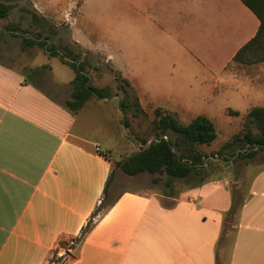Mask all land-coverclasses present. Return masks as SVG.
Wrapping results in <instances>:
<instances>
[{
  "label": "crops",
  "instance_id": "obj_1",
  "mask_svg": "<svg viewBox=\"0 0 264 264\" xmlns=\"http://www.w3.org/2000/svg\"><path fill=\"white\" fill-rule=\"evenodd\" d=\"M79 1L66 6L72 21H81L74 36L108 55L141 105L152 103L143 85L169 79L177 85L200 79L209 102L264 100V62L249 67L244 90L232 78L222 82L260 27L242 0ZM51 67L56 92L43 88L35 67L27 75L0 61V264H49L67 250V264H264V167L242 198L226 176L178 191L175 182L165 193L123 190L85 239L66 248L105 197L114 150L126 140L114 139L125 133L117 89L72 113L65 102L75 72L69 67L58 77Z\"/></svg>",
  "mask_w": 264,
  "mask_h": 264
},
{
  "label": "rangeland",
  "instance_id": "obj_2",
  "mask_svg": "<svg viewBox=\"0 0 264 264\" xmlns=\"http://www.w3.org/2000/svg\"><path fill=\"white\" fill-rule=\"evenodd\" d=\"M1 1L11 6L9 15L0 19V61L3 64L13 67L20 72H24L27 75L32 70V67L41 68L47 65V69L45 70L46 74L44 73V75H42V85L44 89L56 92L53 85L54 76L51 64L53 65L54 74L58 77H66L69 72H72L69 66H64L66 64L61 61L60 57L50 55V52L46 51L44 48L34 46L26 50L23 49L22 38L9 34V30L15 28L18 29L17 33L19 35L24 34L25 31L29 34L42 32L44 35H50L52 37L51 42L57 46L65 45L76 52L87 51L88 57L95 66L92 68V75L94 78L92 82L94 84L107 85L113 93H115V89H117V94L121 97L124 95L123 88L138 95L132 85L127 86L123 84L122 81L116 80L115 74L112 71V63L107 57L108 55L102 54L99 51L94 52L85 49L81 43L78 42L79 36H74V27L76 24L80 27L81 21H72L71 13H76L78 11L77 7L79 6L78 4H80L79 0H52L56 4H51V0ZM78 1L79 3H77ZM76 3L77 5L73 7V12L70 9L67 11L66 6L68 4ZM90 39L96 40V38ZM86 41V38H83V43H86ZM262 57L263 52H260L258 57L250 53L247 54L246 60H251V63L234 62L223 75L222 82H225L228 78H232L233 83L240 86L241 90H244L247 87L244 76L247 74L251 65L264 62L259 61ZM124 71L128 78L131 73L130 70L127 68ZM169 71L174 70L171 69ZM167 81L169 82L170 79ZM199 81L200 79H196L190 84L180 85L168 84V82L165 85L154 83L143 85L153 104L146 102L145 105H142L144 110L143 113L140 112L137 115L130 113V127L124 130L125 133H122V130H118L114 136L116 142H123V140H126V142L122 143L118 150H114L115 162L110 180V193L109 199L106 201L107 203L111 202L112 199L116 198L126 189H152L160 193L169 191V188L166 186V174L153 175L145 173L138 176H129L118 166L119 161L139 151L140 144L134 137L149 139L154 135L152 128L154 126L153 120L156 117L155 109L157 107H162L164 110L175 114L184 123H189L198 115H207L214 121L218 131V137L211 145L202 146V149L210 155L208 160L213 161L208 175L206 177L196 176L190 181L175 179L176 190L197 185L202 178L208 181L226 176V178L228 177L230 179V184L234 188L236 195L240 198L245 195V191H247L253 175L264 167V151H261L255 158L246 160L238 159L237 156L233 158V154L239 147V144L234 148L225 150L223 155H217L216 153L219 152L226 142L232 140L236 134L244 130L247 113L251 107L257 103H260L258 105H264V100L256 102L251 99L234 97V99H230L229 101H227V99H220L218 102H209L203 99L202 86L198 85ZM199 98H202V100H198ZM235 111H238L239 114L236 115L234 113ZM122 120L123 115L120 118V122L121 126L124 127ZM212 154H216L215 157ZM156 178L157 181H155ZM75 246V240H71L65 247L73 248ZM58 258H62V260L58 261ZM70 259L71 257L66 253L59 256L57 252H55L49 264H67Z\"/></svg>",
  "mask_w": 264,
  "mask_h": 264
},
{
  "label": "trees",
  "instance_id": "obj_3",
  "mask_svg": "<svg viewBox=\"0 0 264 264\" xmlns=\"http://www.w3.org/2000/svg\"><path fill=\"white\" fill-rule=\"evenodd\" d=\"M242 1L257 15L260 20V27L255 37L236 53L234 61L251 63V60H246L247 54L252 53L258 57L260 52H263V57L259 61H264V0ZM10 10V4L0 0V19L7 17ZM17 30L16 28L10 29L9 34L22 38L23 49L26 50L34 46L44 48L50 52V55L60 57L61 61L75 72V78L72 81L73 90L71 98L65 102V106L70 112H79L93 96L106 98L112 97L115 94L108 86L99 87L92 82V68L95 66L88 57L87 51L76 52L65 45L57 46L51 42L52 37L50 35H44L42 32L29 34L25 31L24 34L19 35ZM46 69L47 65L35 68L33 69V74L44 75ZM112 71L115 74L116 80H120L123 84L131 86L130 81L124 78L120 72L114 69ZM119 87L122 88L121 86ZM123 90L124 95L120 98L119 108L124 113L122 123L129 128V114L137 115L140 112L143 113L144 110L138 95L131 93L126 88H123ZM234 113L236 115L239 114L238 111ZM155 115L156 117L153 120L154 126L152 128L154 135L149 139L134 137L140 144L139 151L118 162L121 170L130 176L145 172L153 175L166 174V186L169 189L174 188L175 179L190 181L196 176L206 177L210 167L213 165V161L208 160L206 165H204L210 155L202 149V146L211 145L218 137L214 121L207 115H198L189 123H184L178 116L161 107L155 109ZM165 135L169 136L168 140L164 138ZM153 138L162 139L160 141H153L150 146L143 149ZM237 144H239V147L234 152L233 158L237 156L238 159H252L261 151H264V106L251 108L246 115L244 130L236 134L232 140L226 142L216 154L223 155L225 150L234 148ZM257 146L258 148H256ZM239 149L242 151L236 155ZM216 154L212 155L215 157ZM111 177L112 173L107 182L105 197L101 204L95 209L87 224L83 227L81 234L74 239L76 246L93 229L96 220L103 211L112 205L113 202H106L109 199L108 193ZM155 181H157V178ZM204 182L206 181L202 178L198 185ZM237 209V204L235 203L228 212L225 231L228 229L227 227L231 220L235 217ZM66 254L70 257L72 256L69 250L66 251ZM60 260L62 258H58V261Z\"/></svg>",
  "mask_w": 264,
  "mask_h": 264
},
{
  "label": "water",
  "instance_id": "obj_4",
  "mask_svg": "<svg viewBox=\"0 0 264 264\" xmlns=\"http://www.w3.org/2000/svg\"><path fill=\"white\" fill-rule=\"evenodd\" d=\"M116 98H118V100L120 101V96L119 95H116L115 96ZM118 106H119V104H118ZM120 109V108H119ZM121 111V110H120ZM121 113H122V115H123V119H124V113L121 111ZM124 128H125V130H126V125L124 124ZM164 138H166L167 140L169 139V136L168 135H165L164 136ZM162 138H153L151 141H150V143L146 146V147H144L143 149H145V148H147L148 146H150V144L153 142V141H160ZM256 148H258V146L256 147ZM174 150H175V148H174ZM242 150L241 149H239L238 151H237V154L236 155H238L239 154V152H241ZM236 157V156H235ZM209 159V158H208ZM208 159H206V162L204 163V165H206V163H207V161H208Z\"/></svg>",
  "mask_w": 264,
  "mask_h": 264
},
{
  "label": "built area",
  "instance_id": "obj_5",
  "mask_svg": "<svg viewBox=\"0 0 264 264\" xmlns=\"http://www.w3.org/2000/svg\"><path fill=\"white\" fill-rule=\"evenodd\" d=\"M97 150H99V147H97ZM52 264V263H51ZM54 264V263H53Z\"/></svg>",
  "mask_w": 264,
  "mask_h": 264
}]
</instances>
